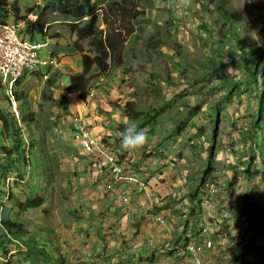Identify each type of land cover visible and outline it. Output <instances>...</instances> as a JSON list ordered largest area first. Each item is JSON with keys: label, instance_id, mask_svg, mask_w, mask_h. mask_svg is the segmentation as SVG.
<instances>
[{"label": "rangeland", "instance_id": "rangeland-1", "mask_svg": "<svg viewBox=\"0 0 264 264\" xmlns=\"http://www.w3.org/2000/svg\"><path fill=\"white\" fill-rule=\"evenodd\" d=\"M93 1L97 28L103 34L80 39L72 30L69 17L67 21L55 22L59 13L70 14L68 10L60 11L62 0H0V25L15 24L22 31L28 19L41 18L47 23L45 37L50 51L45 54L55 59L34 72L46 75L45 81L40 77L27 78L19 87L22 100L17 105L5 82H0V107L10 108L6 98L11 97L17 116H27L23 138L36 141V148L24 145L30 165L18 164L16 155L7 157L0 149V202L13 209L14 217L26 222L31 232L30 246L35 247L33 251L16 240L2 239L0 264H187L179 262L180 257L167 259L162 242L155 252L146 251L148 240L142 241V250H136L139 222L135 220L131 228L123 229L121 220H115L112 207H104L101 190L117 187L113 159L101 156L98 148L89 153L85 143L75 137L72 117L84 114L73 109V93L64 87L62 72L58 70L51 83L46 82L52 70L60 67L50 38L63 36L81 52H96L100 39L106 35L108 42L110 37L119 51L110 56L111 63L102 72L94 74L96 81L92 80L88 95L94 96L99 88L109 92L112 107L130 116L126 123L116 122L115 129L124 130L127 124L135 123L146 130L156 147L150 152L146 144L138 149L142 155H152L155 150L163 155L172 152L177 160L187 154L193 160L191 175L203 172L206 178L210 174V182L221 185L218 173L226 177L228 168L225 170L224 164L212 161V157L218 150H225L226 145L233 144L234 153L240 155L243 148L250 157L251 164H242L244 168L238 166V170L264 167V114L262 118L258 115L260 100L264 103V0H193L192 6L182 11L177 10L174 0H167V7H156L154 0ZM14 2L18 3L19 12L13 7ZM22 15L27 19H19ZM99 108L104 112L103 107ZM103 129L104 124H98L96 131ZM89 131L91 139L107 141L111 157L116 158L113 143L104 139V131L98 134L94 130V134L90 124ZM2 141L14 148L10 141ZM119 149L121 153L131 152ZM256 158L259 161L255 162ZM104 160L114 181L104 171ZM175 160L173 170L181 166ZM123 179L148 190L146 180L144 183L136 174L125 172L121 174ZM198 182L193 186L197 187ZM95 192L99 194L94 195ZM37 195L44 197V204L22 210L20 204ZM205 198L200 201H204V209L197 216L208 222L207 232L200 229L197 236L217 235L216 251L224 257L232 251L250 250V263L240 259L233 264H264L254 248L262 241L253 240L258 236L257 226L246 220L244 225L237 222L238 227H234L226 213L219 217L214 214L218 208L228 210L227 197L218 196L220 204H209ZM157 220L161 221L162 216L157 215ZM231 226L238 235L233 242L226 240L232 235ZM188 236L182 244L191 240Z\"/></svg>", "mask_w": 264, "mask_h": 264}, {"label": "crops", "instance_id": "crops-1", "mask_svg": "<svg viewBox=\"0 0 264 264\" xmlns=\"http://www.w3.org/2000/svg\"><path fill=\"white\" fill-rule=\"evenodd\" d=\"M63 21L67 20L62 19L58 15L55 22ZM1 26L2 25H0V29ZM116 31H118V29H116ZM105 34H107L106 31ZM44 38L46 39L47 37L44 36ZM50 40L52 50L54 52L56 51L55 53L60 60V67L54 68L52 72H57L58 70L61 71L63 74L61 80L64 82V87H68L71 76L73 74H80L83 71L82 52L63 36L59 39L50 38ZM108 40L110 41V44L109 41L107 42V36L104 35V55L106 57V65L111 63L112 58L110 56L119 51V46L117 47L112 40H110V37ZM67 46L74 47V49H71V51L61 49ZM120 75L121 72L118 71L117 77H120ZM116 79L117 78L115 77L110 80L114 81ZM93 80L96 81V79ZM56 84L60 85V81H57ZM95 91L94 96L90 97L88 95L85 99H79L77 94L76 96L74 95L75 93L71 94V97L74 99V102H72L73 109L84 114V116L79 117V119L85 117L89 122L93 133L94 130L95 133H98L96 131L98 124H104V129L100 133L102 134L104 131V139L112 141L114 151L119 162L123 165L126 174H136L139 179H143L142 181L144 183V180L148 183V190L144 191L137 185L138 183L135 184L129 179L114 181L113 174L108 170L107 162L104 160V171H107L106 175L117 184L116 190H101L103 191L102 195H104V207H112V210L115 212V220H121L123 229L131 228V224L135 220L139 222L140 235L137 237V240H135L138 242V245H135L136 250H139L140 247H142L140 246L143 244L142 241L148 240L149 249L145 250L155 252L157 251L158 244L162 242L165 246L167 259H172L173 261V257H180L179 262L186 261L187 264H194L190 256L183 255L180 248L184 245L182 243H184L183 241H185V238H187L188 235V237L193 240L196 238L200 229H203L202 231H204V233L207 232L208 226L205 224L208 222H205V218L198 219L197 216L200 210L204 209V201L202 204L200 201L206 199L205 197L209 199V204L212 202L220 204L221 200L218 199V196L220 195L222 197H227L225 203L228 205V210L221 211V209L219 210L218 208V211L214 212V214L219 217L220 214L226 213L232 219L234 227L237 226L235 225L237 222L244 225L246 220H250L255 227L257 226V230L262 229V227L264 229V167H257L258 170L250 171H242V169L238 170V166L244 168L242 164H246L247 166L251 164L250 157L245 155V149H240V152L243 153V155H240L238 152L234 153L236 147H233V144L230 146L226 145L225 150H218L214 157H212V161L215 160L218 164H224L223 166H225V170L228 168V171L225 172L228 176L223 177V173H218V178L222 181L221 185L219 183H216V185L215 182H210V174L206 176L207 180H204L205 176L203 172L191 175L190 163H192L193 160L187 154L175 160L176 157H173L172 152L163 155L162 153H157V150H155L152 155H142L138 149L131 151L130 153L123 150V153H121L119 148L124 147L121 143L120 134L122 132L119 130L123 131V128H119V130L115 129V123H122L124 120L123 123H126L130 120V116L127 113L119 112L112 107V104H110L111 99L109 98L111 97V94L109 92H106V94L100 88ZM105 91H110V89L106 88ZM121 91L122 90H120V93ZM71 97L69 96V99ZM15 105H17V102ZM100 106L104 108V112L99 108ZM16 108L17 106H15V109ZM244 139L247 140L246 138ZM150 140L151 139L148 138V145L145 147H148L151 152V149L156 147V144L151 143ZM114 141L116 142L114 143ZM248 145L250 147V144ZM164 148L167 147L164 146ZM164 148L162 147L161 150H164ZM259 159L260 158H256L255 162L259 161ZM173 160L181 164V166L178 165L179 169L173 170ZM196 180H199V182L197 183V187H194L193 183ZM217 191H221L220 195L214 194ZM95 194L98 195L99 193L95 192L94 195ZM214 197H216V199ZM210 198H214L215 201L214 199L210 200ZM196 202L200 204L197 206ZM194 205L197 206V213H195L194 210H191V206ZM157 215H160L167 220V228L158 222ZM193 217L194 219L197 218V221L194 222L192 220ZM233 226L229 229L232 231V235H229V239L226 238V240L232 242L235 241V236H238L235 234L237 232H233ZM157 231H159L160 234H158ZM248 233L251 234L252 230L249 229ZM203 236L204 235H199L197 237L200 238ZM209 236L216 237L217 235ZM132 237L133 236H131V238ZM134 239L135 238L132 240ZM191 240L189 242H191ZM247 242H249L248 239ZM140 250H142V248ZM219 254L220 252L215 249V251L207 255V257H215ZM230 256L233 258L232 254H230Z\"/></svg>", "mask_w": 264, "mask_h": 264}, {"label": "trees", "instance_id": "trees-1", "mask_svg": "<svg viewBox=\"0 0 264 264\" xmlns=\"http://www.w3.org/2000/svg\"><path fill=\"white\" fill-rule=\"evenodd\" d=\"M62 3L63 5L60 8V11L68 10L70 11V14L59 13L58 15L65 20L67 17H69L70 21H72V30L80 39H83L87 36L95 37L97 34H103V30H99L97 28L98 16L95 14L96 4L93 0H62ZM13 7H15L16 12H19V5L17 2H14ZM86 16L89 17L86 18ZM19 19H27V17L22 15ZM19 35L23 39L36 40V36L44 37L48 35V25L42 21L41 18L32 20L28 19L26 20V28L22 31L19 29ZM61 49H64L65 51H71V49H74V47L67 46ZM81 55L83 58V71L80 74H73L71 76L70 84L67 89L70 93H75L80 95L82 99H85L90 93L89 91L91 90L92 80L95 77L94 74H99L102 72L104 70V65H106V57L104 55V39H100L96 52H82ZM56 73V71L52 72L51 76L46 82L51 83V78L55 76ZM38 77H40L39 73H28L27 71H24V74L16 82L15 89L13 91L14 98L17 102L21 103L22 98L18 89L21 85H23L24 81L26 82L27 78L33 79ZM6 99L10 108H5V106L3 108L0 107V149L6 153L7 157L16 155L17 160H15V162L18 164L22 165L24 163L25 165H30L31 160H26L25 157L27 156V152L24 150V145L28 144L33 148H36V141H29L22 136L24 132L23 124L28 122L27 116L24 112H22L24 114L21 113V118L20 116H17L14 110H12L11 97L7 96ZM263 114L264 103L263 100H260L258 115L262 118ZM4 139L10 141L14 145V148H9V146L2 141ZM16 169L17 171H20V168ZM44 202V197L37 195L35 197L26 199L25 202L20 204V207L22 210L26 211L28 209L38 208L42 206ZM195 207V205L191 206V210H195ZM12 211L13 209L11 207L0 202V241H2V239H5L8 242H13L16 240L22 243L24 247L34 251L35 247L30 246L31 243L28 237L30 236L31 232L27 227L26 222L14 217ZM262 234L263 233L261 230H255V235L258 236L256 239H252L255 241L258 240V237ZM247 251L248 250L245 249L241 252L232 251L231 254L233 255V261L238 262L240 259L244 261Z\"/></svg>", "mask_w": 264, "mask_h": 264}, {"label": "built area", "instance_id": "built-area-1", "mask_svg": "<svg viewBox=\"0 0 264 264\" xmlns=\"http://www.w3.org/2000/svg\"><path fill=\"white\" fill-rule=\"evenodd\" d=\"M19 34H13L12 29H0V81L8 79L13 74H18V65H24L26 62V54L32 52V46H40L45 43L44 37L36 40L28 39V44H19ZM59 63V62H58ZM46 75H41V81H45ZM73 129L76 133L75 137L80 138L81 143H86L91 148H98L101 151V156H106L109 159H113L114 163V178L115 180H121V174H125L123 165L116 159L111 157V149L107 146V141L97 142L96 139H90L89 124L87 120H79V115H74L71 120ZM159 223L163 224L167 228V220L162 217ZM263 233L258 237V240L264 241V229ZM249 237V236H247ZM216 238L204 235L198 239L191 240V244L185 250L191 257H198L204 264H229L226 261L224 255L207 257L216 249ZM247 261V256H245Z\"/></svg>", "mask_w": 264, "mask_h": 264}, {"label": "bare ground", "instance_id": "bare-ground-1", "mask_svg": "<svg viewBox=\"0 0 264 264\" xmlns=\"http://www.w3.org/2000/svg\"><path fill=\"white\" fill-rule=\"evenodd\" d=\"M1 29H12L13 34H19V28L15 24H4L1 26ZM45 41L46 42L43 43V45L32 46V52H28L26 54V62H28V63H25L24 65H18V74H13L8 79L3 80L6 84V88L9 92V94L12 97H14L13 91L15 89V84L18 81V79L24 74V71H27L28 73L29 72L32 73V72H35L41 68L47 67L48 65H50L51 63H53L55 61V59H52V58L46 56L45 52L50 51V42L47 39H45ZM19 44H28V39H23L19 36ZM16 102L17 101H15L14 103H16ZM15 110L18 113L17 108ZM84 148L89 153L94 152L97 149V148H91V147L87 146L86 143H85ZM116 159H117V156H116ZM158 220H159V218H158ZM194 239H198V237L196 236V238H194ZM190 244H191V242H187L186 244L181 246L180 249H181L183 255L190 256V254L185 251L189 247ZM254 248L256 250L257 258H259L260 260H262L264 262V241H261L260 244L259 243L256 244V246ZM249 251H247V254L245 255V256H247V263H250V259H249V255H248ZM191 259L193 260L194 264H204L200 261V259H198V257H191ZM225 259H226V261H229V264H233L235 262V261H233V258H231L230 255L228 257L226 256ZM242 262H244V261L242 260Z\"/></svg>", "mask_w": 264, "mask_h": 264}, {"label": "clouds", "instance_id": "clouds-1", "mask_svg": "<svg viewBox=\"0 0 264 264\" xmlns=\"http://www.w3.org/2000/svg\"><path fill=\"white\" fill-rule=\"evenodd\" d=\"M193 0H174L178 11L190 8ZM156 7H167V0H154ZM121 135L122 146L130 151L144 147L148 143V134L146 130L138 128L135 123H129L125 126ZM239 193V192H238Z\"/></svg>", "mask_w": 264, "mask_h": 264}]
</instances>
